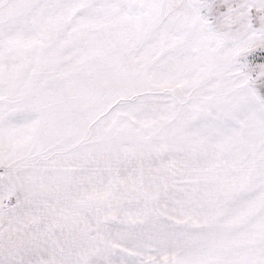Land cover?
<instances>
[{
	"label": "snow or ice",
	"instance_id": "1",
	"mask_svg": "<svg viewBox=\"0 0 264 264\" xmlns=\"http://www.w3.org/2000/svg\"><path fill=\"white\" fill-rule=\"evenodd\" d=\"M0 264H264V0H0Z\"/></svg>",
	"mask_w": 264,
	"mask_h": 264
}]
</instances>
